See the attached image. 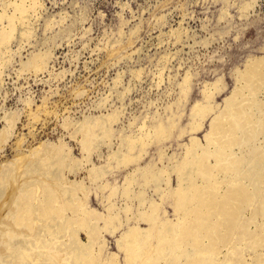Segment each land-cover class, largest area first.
<instances>
[{"label":"bare ground","instance_id":"1","mask_svg":"<svg viewBox=\"0 0 264 264\" xmlns=\"http://www.w3.org/2000/svg\"><path fill=\"white\" fill-rule=\"evenodd\" d=\"M37 5L38 0H0V67L12 56L10 42L29 36L27 17ZM48 57L47 50L35 54L27 68L43 69ZM220 78L204 84L202 99L179 126L177 137L189 135L179 157L174 151L167 155L169 145L161 144L184 115L189 74L177 102L168 106L171 115L152 125L143 120L136 132L118 131L116 147L113 110L78 127L81 157H71L70 165L64 142L48 152L39 145L34 154L40 157L4 165L0 187L6 183L8 191L0 200V264H121L119 252L123 264H264V54L250 55L232 70L234 86L217 103L214 97L225 86ZM151 144L160 145L157 162L151 156L142 164ZM94 155L104 162L94 164ZM87 164V174L77 181L63 172ZM122 168L127 172L121 181L108 178ZM90 192L102 209L90 205ZM82 231L86 240L80 239ZM106 233L116 235V251L108 250ZM65 241L75 242L80 252L62 250Z\"/></svg>","mask_w":264,"mask_h":264},{"label":"rangeland","instance_id":"2","mask_svg":"<svg viewBox=\"0 0 264 264\" xmlns=\"http://www.w3.org/2000/svg\"><path fill=\"white\" fill-rule=\"evenodd\" d=\"M28 15L29 36L10 42L12 56L0 67V169L18 158L21 165L31 155L40 157L34 154L39 145L48 152L59 142L66 144L70 165L71 157H81L78 127L113 110L118 112L110 124L116 147L118 131L136 132L143 120L152 125L171 115L168 106L177 102L179 85L189 74L184 115L161 144L169 145L167 155L174 151L179 157L189 136L177 137L179 126L187 123L192 103L202 99L204 84L221 77L225 86L214 97L220 103L234 86L232 70L246 57L264 54V0H38ZM46 50L43 69H28L29 60ZM207 127L205 119L196 135L202 138ZM101 146L106 155L108 148ZM159 147L148 146L141 163L151 156L157 162ZM92 161L99 165L104 159L94 155ZM80 166L63 169L69 181L87 174L89 164ZM125 169L108 178L121 181ZM5 184L0 200L8 191ZM89 203L103 208L94 192ZM165 208L172 218V209ZM79 233L86 240L85 232ZM116 235L104 236L110 251L117 250ZM74 243L65 241L60 248L79 253Z\"/></svg>","mask_w":264,"mask_h":264},{"label":"water","instance_id":"3","mask_svg":"<svg viewBox=\"0 0 264 264\" xmlns=\"http://www.w3.org/2000/svg\"><path fill=\"white\" fill-rule=\"evenodd\" d=\"M118 34V30H117V32H116V35Z\"/></svg>","mask_w":264,"mask_h":264}]
</instances>
